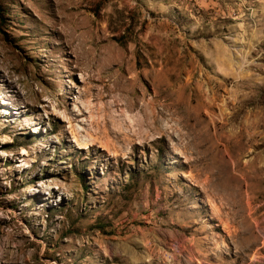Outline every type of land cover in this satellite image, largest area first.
Segmentation results:
<instances>
[{
	"label": "rangeland",
	"instance_id": "1",
	"mask_svg": "<svg viewBox=\"0 0 264 264\" xmlns=\"http://www.w3.org/2000/svg\"><path fill=\"white\" fill-rule=\"evenodd\" d=\"M0 264H264V0H0Z\"/></svg>",
	"mask_w": 264,
	"mask_h": 264
},
{
	"label": "bare ground",
	"instance_id": "2",
	"mask_svg": "<svg viewBox=\"0 0 264 264\" xmlns=\"http://www.w3.org/2000/svg\"><path fill=\"white\" fill-rule=\"evenodd\" d=\"M167 105H168V104H167ZM165 107H166V106H165ZM152 117H153V116H152ZM155 118H156V117H155ZM137 125H138V124H137ZM139 125H140V124H139ZM154 126H155V125H154ZM131 128H132V127H131ZM139 128H141V127H139ZM158 128L161 129V127H159V126L156 127L157 130H158ZM162 128H163V127H162ZM134 132H135V131H134ZM136 132H138V131H136ZM136 132H135V133H136ZM128 134H129V133H128ZM136 134H137V133H136ZM86 147H87V146H83V148H86Z\"/></svg>",
	"mask_w": 264,
	"mask_h": 264
}]
</instances>
